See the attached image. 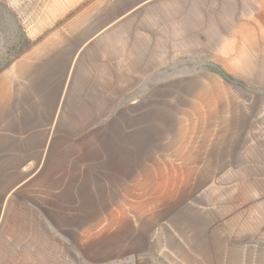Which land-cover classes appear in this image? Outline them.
<instances>
[{"label": "rangeland", "instance_id": "rangeland-1", "mask_svg": "<svg viewBox=\"0 0 264 264\" xmlns=\"http://www.w3.org/2000/svg\"><path fill=\"white\" fill-rule=\"evenodd\" d=\"M23 1L0 0V72L26 56L39 76L8 129L49 143L0 138L4 180L71 264H264V88L229 78L211 2ZM61 143L71 176L39 192Z\"/></svg>", "mask_w": 264, "mask_h": 264}, {"label": "crops", "instance_id": "crops-1", "mask_svg": "<svg viewBox=\"0 0 264 264\" xmlns=\"http://www.w3.org/2000/svg\"><path fill=\"white\" fill-rule=\"evenodd\" d=\"M200 1L211 2V9L209 10L206 6L199 8L201 14L199 12L197 16L213 19L212 32L215 43L212 49L215 54L216 50L218 53L221 50L224 54L226 53L229 78L239 82H257L261 84L260 88H264V0ZM21 4L26 8L31 7L30 0L29 2L25 0ZM220 35H222V41ZM48 44L46 61L50 57L55 58V53L54 56H49V54L53 51L59 52L60 49L53 47L52 40ZM22 60L0 72V81L10 80L12 76L19 77V79H14L17 81L13 84H16V88L17 84L20 85L18 89L22 86L14 98L11 94L0 97V138L10 136L16 139L19 145H24L23 148L27 146L25 154H32L34 151L36 158H40L41 155L45 157L47 154L42 152L48 151V148L39 147L48 145L49 142L44 143V141H38L36 137L32 139L30 137L32 131L37 134L44 128L35 127V125L26 132L21 128L19 134H13L8 129V123L15 116L11 110L14 100L18 108L19 105L22 107V104L27 106L31 99L36 100L37 91L34 85L39 76L37 63L36 61L30 62L26 56ZM104 74H106L105 71ZM3 93L4 91L1 94ZM246 96L251 97L250 94L241 95V97ZM29 139H31L30 142H28ZM3 140L0 139V264H71V251L64 243L61 244L57 237L44 229L43 219L29 211L26 202L28 189L24 190L25 193L19 198L10 197V184L4 179L10 177L12 172L5 163L7 162L6 157L11 153L5 148L7 145ZM30 145L39 147L32 149L29 148ZM61 145L66 146L67 144L61 143L57 146L59 148L54 149L53 158L50 161L52 169L47 172L45 180L35 185L39 192L55 191L58 193L57 187H54L56 182L54 178L65 176L68 179L71 176V157L64 158L65 155L62 154L64 148L60 147Z\"/></svg>", "mask_w": 264, "mask_h": 264}]
</instances>
